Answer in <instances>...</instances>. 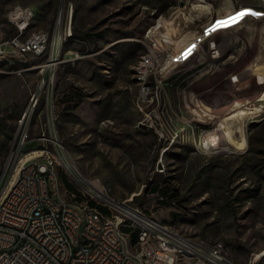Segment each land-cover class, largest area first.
<instances>
[{"label": "rangeland", "instance_id": "1", "mask_svg": "<svg viewBox=\"0 0 264 264\" xmlns=\"http://www.w3.org/2000/svg\"><path fill=\"white\" fill-rule=\"evenodd\" d=\"M194 2L211 11L187 17ZM18 6L33 12L26 33L46 32L48 46L38 57L0 56V188L11 175L16 119L38 91L26 150L43 139L115 200L133 198L175 230L223 244L237 264H264V15L204 33L241 6L264 14V0H64L61 15L60 0H0V41L16 32L7 14ZM155 29L187 61L164 80L173 112L159 117L167 140L138 126L152 101L137 102L136 68L142 38L155 42ZM234 116L245 119V144L222 133ZM61 170V192H75Z\"/></svg>", "mask_w": 264, "mask_h": 264}, {"label": "built area", "instance_id": "2", "mask_svg": "<svg viewBox=\"0 0 264 264\" xmlns=\"http://www.w3.org/2000/svg\"><path fill=\"white\" fill-rule=\"evenodd\" d=\"M17 15L26 23L17 24ZM32 17L30 9L19 6L8 12L16 32L0 43L1 57L45 53L46 32L25 35ZM162 21L161 17L155 27ZM174 41L170 34L165 36L156 29L155 42H148L147 37L141 41L142 89L137 102L152 101V108L138 126L153 130L159 140L168 139L160 129L159 117L172 112L164 80L171 68L187 62L186 57L180 60L183 52L178 54ZM40 97L38 91L31 93L29 109L15 123L7 162L11 175L0 188V264H237L219 253L218 243L207 244L175 230L139 203L136 210H128L127 202H134L133 198L115 200L97 182L74 178L65 160L45 147V140H41V148L26 150ZM161 98H168V105H161ZM52 108L53 101L47 99L48 113ZM18 159H25L24 167H17ZM58 166L75 192H61ZM85 212H92L91 224H84Z\"/></svg>", "mask_w": 264, "mask_h": 264}, {"label": "bare ground", "instance_id": "3", "mask_svg": "<svg viewBox=\"0 0 264 264\" xmlns=\"http://www.w3.org/2000/svg\"><path fill=\"white\" fill-rule=\"evenodd\" d=\"M227 5V4H226ZM192 10H190L187 13V17L192 16L190 18H198L200 17L201 14L204 13H209L211 11V5L209 3L207 4H199L197 2L192 3L191 5ZM225 6V5H224ZM242 10H251V11H255L257 13H260L258 15H246L243 18H241L239 21H243L245 22V20L247 18H250L251 20H259L261 19V16H263L264 14H261L260 10H256L250 6H241L239 7L237 12H240ZM236 12V13H237ZM228 14L225 15V17L222 18H217L218 19H225L227 17L230 16H234L236 13L231 12V10H229V12H227ZM14 21L19 24H25L26 23V19L24 17H20L19 15H17L14 18ZM238 21V22H239ZM249 21V20H248ZM234 25V24H233ZM233 25H230L229 27H232ZM216 32V31H215ZM225 32V31H223ZM31 35H42L41 31H37V32H33L31 33ZM193 38V37H192ZM45 44H48V36H45ZM54 64V62L51 60H49L48 64H46L48 67L52 66ZM55 65V64H54ZM141 71H142V61H139V65L136 68V80H137V88L139 90V93L137 95L138 100H140L141 98V89H142V77L141 75ZM203 74V72H200L199 74H196L195 76H193L190 80L189 83H193L194 81H196L197 79L200 78V76ZM45 82V81H44ZM195 95V94H194ZM192 96V95H191ZM146 102V101H145ZM25 109H29V102L26 106ZM211 114V113H210ZM214 116V115H213ZM250 122V121H248ZM244 125H245V119L242 117L240 119H237V117L234 116V118L232 117L231 119H229V121L227 123H225L222 127V133H224L227 138L229 140H239L241 142V144H245L246 142V135H245V131H244ZM219 138V137H218ZM203 145V150H210L211 148H214L212 145L213 144H208V143H204ZM222 150L224 151H230L232 152V150L230 149H226L225 147L222 148ZM66 164L68 165V170L70 172V174L74 177V178H83L77 171L76 169L65 159ZM25 166V159H18L17 160V167H24ZM84 179V178H83ZM87 183H93L90 181H87ZM127 209L128 210H136V204L135 205H131L129 202H127ZM93 222V215L92 212H85L84 213V224H91ZM218 251L220 254L222 255H227L225 248L223 246V244L218 242ZM228 256V255H227Z\"/></svg>", "mask_w": 264, "mask_h": 264}, {"label": "snow or ice", "instance_id": "4", "mask_svg": "<svg viewBox=\"0 0 264 264\" xmlns=\"http://www.w3.org/2000/svg\"><path fill=\"white\" fill-rule=\"evenodd\" d=\"M246 15H258V13L252 12L251 10H242L240 12H237L234 16L227 17L225 19H218L215 21V23L206 31L207 32H214L218 29L229 27L230 25H233L237 23L241 18H243Z\"/></svg>", "mask_w": 264, "mask_h": 264}, {"label": "water", "instance_id": "5", "mask_svg": "<svg viewBox=\"0 0 264 264\" xmlns=\"http://www.w3.org/2000/svg\"><path fill=\"white\" fill-rule=\"evenodd\" d=\"M63 1L64 0H60V8H59V15H61V13H62V9H63ZM181 5H183L182 3H181ZM207 29H209V28H206V29H204V31H206ZM200 41H202V40H199V41H197L189 50H188V52H190V51H192L193 49H195V46L200 42ZM185 53V52H184ZM187 53V52H186ZM185 53V54H186Z\"/></svg>", "mask_w": 264, "mask_h": 264}, {"label": "trees", "instance_id": "6", "mask_svg": "<svg viewBox=\"0 0 264 264\" xmlns=\"http://www.w3.org/2000/svg\"><path fill=\"white\" fill-rule=\"evenodd\" d=\"M157 188H158V186H157V185H154V186H152V187H151V189H152L153 191H156V190H157Z\"/></svg>", "mask_w": 264, "mask_h": 264}, {"label": "crops", "instance_id": "7", "mask_svg": "<svg viewBox=\"0 0 264 264\" xmlns=\"http://www.w3.org/2000/svg\"><path fill=\"white\" fill-rule=\"evenodd\" d=\"M13 35H14V34H13ZM25 35H27V33H25ZM5 40H6V39H5ZM3 41H4V40L0 41V43L3 42Z\"/></svg>", "mask_w": 264, "mask_h": 264}]
</instances>
